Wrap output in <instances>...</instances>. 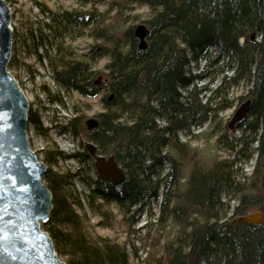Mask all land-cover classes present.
Here are the masks:
<instances>
[{
	"label": "trees",
	"instance_id": "16d2710c",
	"mask_svg": "<svg viewBox=\"0 0 264 264\" xmlns=\"http://www.w3.org/2000/svg\"><path fill=\"white\" fill-rule=\"evenodd\" d=\"M75 1L93 9L50 12L45 27L61 39L89 28L90 37L101 42L88 53L89 68L66 58L54 68L56 82L68 89L85 96L107 94L105 112L97 127H86L87 136L99 153L116 158L126 180L114 186L97 177L87 184L88 206L106 218L101 225L108 227L113 219L104 207L115 205L128 214L160 195V219L172 218L178 231L156 264H264V221L254 225L236 219L255 209L264 214V0H109V10L118 11L116 20L134 6L151 10L144 51L132 25L116 26L94 10L102 0ZM252 33L258 41L250 39ZM100 59L109 61L106 79L97 86L91 68ZM201 61L202 73L193 74L191 64L198 67ZM15 63L11 59L9 67ZM225 73L231 75L206 98L210 90L197 83ZM240 84L250 86L251 110L236 128L241 137L224 130L217 139L228 157H213L180 141L181 134L191 136L215 121L229 107V89ZM255 155L254 171L246 177L237 164ZM74 179L51 169L44 176L53 210L42 228L57 253L68 264H129L125 246L92 234ZM224 195L239 201L232 213Z\"/></svg>",
	"mask_w": 264,
	"mask_h": 264
},
{
	"label": "rangeland",
	"instance_id": "374dc122",
	"mask_svg": "<svg viewBox=\"0 0 264 264\" xmlns=\"http://www.w3.org/2000/svg\"><path fill=\"white\" fill-rule=\"evenodd\" d=\"M5 1L12 14L11 59L16 60V65L9 67V72L19 81L29 101L27 137L30 149L35 152L39 161L46 164L48 169L75 176L73 181L75 190L81 194L84 202V209L80 212L86 214L88 224L92 225L93 235H100L125 246L129 254V264H156L165 256L163 248L165 243L174 238L178 231L172 218L169 217L166 220L164 216L161 221L160 195L157 199L147 200L146 205L141 208L130 209L128 214L120 212L115 205L104 207L103 210L113 213V219L108 227L101 225L106 218L95 214L87 204L86 196L89 194L87 184L95 181L97 172L94 160L90 156H83L87 152L86 143L91 142L87 136L86 121L97 120L98 116L105 112L102 100L107 95L106 92L96 96H85L57 83L54 78V68L59 66L64 58L81 61L89 68L88 53L91 48L101 42L90 37L89 28L79 30L75 34H68L64 39L59 36L55 38L45 27V24L50 21V12L57 14L87 12L93 7L83 6L75 0ZM108 1L102 0L104 3L97 5L94 9L97 13H105L108 18H111L108 22L116 26L125 24L135 28L145 24L149 27L146 21L152 18V12L148 7L134 6L133 10H123V14L120 15L121 19L116 20L114 16L118 14V11H110ZM30 32L33 37L29 35ZM255 40L258 41V36ZM108 61V59H100L92 64L93 82L97 83V86H102L103 80L106 79L105 66ZM204 66V61H201L198 67L191 64L192 73H202ZM230 75L231 73H225L219 77L213 76L204 82L197 83V86L207 87L210 90L205 95L207 98L219 86L221 80ZM249 89L250 86L246 84L231 87L227 96L229 107L218 112L216 120L212 123H207L200 130L194 129L191 136L181 134L180 141L188 143L198 152L204 151L213 157H228V152L218 149L217 139L224 134V130L228 131L230 136L241 137L242 131L230 130L228 123L235 111L249 100ZM74 118L78 121L71 124ZM160 124L162 125L163 122L160 121ZM245 136L246 140L250 141L252 135L247 132ZM256 147L257 144L254 143L253 148ZM101 155L108 157L111 154L102 153ZM47 156L51 158V162H48ZM81 157L82 160H79L78 158ZM256 157V155L253 156L248 162L240 161L237 164L240 173L250 177L254 171ZM222 200L230 205V213L239 204L238 199L230 198L228 195H224ZM255 212L263 214L259 209H255L243 216Z\"/></svg>",
	"mask_w": 264,
	"mask_h": 264
},
{
	"label": "water",
	"instance_id": "95a60500",
	"mask_svg": "<svg viewBox=\"0 0 264 264\" xmlns=\"http://www.w3.org/2000/svg\"><path fill=\"white\" fill-rule=\"evenodd\" d=\"M134 34L139 49L146 50L149 28L138 25ZM256 36L252 33L250 39ZM12 45V14L7 2L0 0V264H68L57 253L49 232L42 228L53 210V196L43 181L48 168L29 147L30 106L19 81L9 72ZM250 110L249 99L235 111L228 128L236 129ZM86 124L94 129L98 122L92 119ZM85 146L101 181L114 186L125 182V170L113 155L99 154L92 142ZM263 221L261 212L238 219L239 223L254 225Z\"/></svg>",
	"mask_w": 264,
	"mask_h": 264
},
{
	"label": "bare ground",
	"instance_id": "6f19581e",
	"mask_svg": "<svg viewBox=\"0 0 264 264\" xmlns=\"http://www.w3.org/2000/svg\"><path fill=\"white\" fill-rule=\"evenodd\" d=\"M245 40V39H244Z\"/></svg>",
	"mask_w": 264,
	"mask_h": 264
}]
</instances>
